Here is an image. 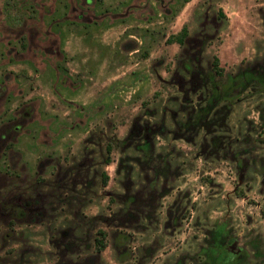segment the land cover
Returning <instances> with one entry per match:
<instances>
[{"label": "rangeland", "instance_id": "1", "mask_svg": "<svg viewBox=\"0 0 264 264\" xmlns=\"http://www.w3.org/2000/svg\"><path fill=\"white\" fill-rule=\"evenodd\" d=\"M0 264H264V0H0Z\"/></svg>", "mask_w": 264, "mask_h": 264}, {"label": "trees", "instance_id": "2", "mask_svg": "<svg viewBox=\"0 0 264 264\" xmlns=\"http://www.w3.org/2000/svg\"><path fill=\"white\" fill-rule=\"evenodd\" d=\"M186 1V0H183ZM186 35V25L185 23L181 24L180 27V31L178 32V34L176 36H174L173 34H168L167 38L165 39V41L169 42L170 40H172L173 37H175V39L181 43V40L183 39V37ZM218 65V58L216 55H212L211 60H210V72H216V73H221L223 71V68ZM105 150L108 153L110 150V144L107 142L105 144ZM104 162L107 163L109 162V157L106 155L104 158ZM106 179H107V174L104 171H101V185H105L106 183ZM105 246V232L102 229H97L96 230V234L93 237V249L96 252H100L102 251V249Z\"/></svg>", "mask_w": 264, "mask_h": 264}]
</instances>
